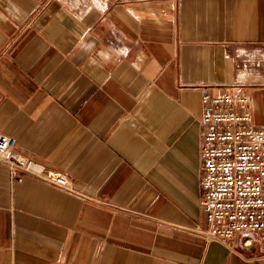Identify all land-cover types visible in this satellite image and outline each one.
Instances as JSON below:
<instances>
[{
    "label": "crops",
    "instance_id": "crops-1",
    "mask_svg": "<svg viewBox=\"0 0 264 264\" xmlns=\"http://www.w3.org/2000/svg\"><path fill=\"white\" fill-rule=\"evenodd\" d=\"M0 17V132L75 189L0 160V264H264L204 237L200 182L204 87L248 93L264 125V0H0Z\"/></svg>",
    "mask_w": 264,
    "mask_h": 264
},
{
    "label": "built area",
    "instance_id": "built-area-1",
    "mask_svg": "<svg viewBox=\"0 0 264 264\" xmlns=\"http://www.w3.org/2000/svg\"><path fill=\"white\" fill-rule=\"evenodd\" d=\"M250 101L248 93L234 87L202 90L200 182L208 213L202 234L229 246L257 243L264 248V125L253 121ZM0 160L13 179H22L18 172L30 173L75 192L69 176L40 165L18 150L14 137L2 132Z\"/></svg>",
    "mask_w": 264,
    "mask_h": 264
},
{
    "label": "clouds",
    "instance_id": "clouds-1",
    "mask_svg": "<svg viewBox=\"0 0 264 264\" xmlns=\"http://www.w3.org/2000/svg\"><path fill=\"white\" fill-rule=\"evenodd\" d=\"M94 3H96V0H93ZM15 12L19 13L20 9L18 7L15 8ZM0 19H3L5 21H7V17H0ZM91 45H83V49L85 52H87L90 49ZM105 59H107V57H105Z\"/></svg>",
    "mask_w": 264,
    "mask_h": 264
}]
</instances>
